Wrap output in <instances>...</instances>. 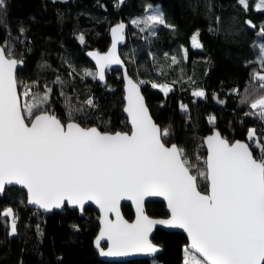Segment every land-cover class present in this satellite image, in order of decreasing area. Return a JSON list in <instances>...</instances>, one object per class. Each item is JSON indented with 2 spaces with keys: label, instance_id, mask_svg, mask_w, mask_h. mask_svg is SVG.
<instances>
[{
  "label": "trees",
  "instance_id": "16d2710c",
  "mask_svg": "<svg viewBox=\"0 0 264 264\" xmlns=\"http://www.w3.org/2000/svg\"><path fill=\"white\" fill-rule=\"evenodd\" d=\"M256 3L249 0L245 11L238 0H6V10L0 13V44L10 33L15 58L23 56V65L16 70L18 82L35 85L30 92L41 96L50 90L44 107L63 122L68 120L70 108L82 109L74 114L77 122L95 124L102 131H128L122 111L121 71L108 69L102 82L84 75L85 70L95 73L85 51L105 52L110 42L109 26L124 21L127 40L119 51L128 74L138 83L145 81L140 84L141 91L160 128L171 126L168 144L182 146L190 163L202 167L203 138L213 128L230 142L246 140L249 128L257 130V137L264 136V122L245 115L251 111L250 102L261 94L252 74L264 68L258 62L260 46L264 45V11H257ZM150 11L162 13L174 28L157 25L155 36L147 30L141 32L144 25L132 21L144 19ZM20 26L27 30L23 35L18 31ZM195 31L202 45L199 49L191 43ZM81 35L83 43L78 38ZM175 47L185 55L187 76L182 82L171 79ZM159 57L166 63V71ZM155 82L171 83L172 90L165 96L152 87ZM196 89L203 90L205 97L194 96ZM18 91L22 93L23 87ZM245 97L248 102L241 103ZM89 98L95 107L85 104ZM20 99L23 104L30 98L21 95ZM182 105L187 106L186 112ZM210 116L216 118L214 123H209ZM200 190L206 191V186L202 184ZM9 208L16 216L14 236L9 235L11 217L3 215ZM121 209L132 219L129 204H122ZM145 209L151 216L167 215L162 201H147ZM97 219L98 213L91 206L84 208L83 216L67 206L44 214L26 205L21 189L6 187L0 196V264H150L151 257L99 258L93 244ZM152 241L163 248L154 256L163 264L183 263L187 242L183 233L156 228Z\"/></svg>",
  "mask_w": 264,
  "mask_h": 264
},
{
  "label": "snow or ice",
  "instance_id": "6c2138e0",
  "mask_svg": "<svg viewBox=\"0 0 264 264\" xmlns=\"http://www.w3.org/2000/svg\"><path fill=\"white\" fill-rule=\"evenodd\" d=\"M238 3L248 10L249 0ZM5 10L6 0H0V13ZM256 10L264 11V0H258ZM132 23L143 24L140 31L147 30L151 36L156 35L157 25L174 28L160 12ZM124 28L120 23L111 29L113 43L106 54L89 53L97 70H85V76L104 81L105 69L121 64L116 46L124 38ZM18 31L23 35L27 30L20 26ZM198 36L197 32L191 38L194 48L202 47ZM78 38L84 42L82 35ZM12 43L9 33L0 45V193L7 185H20L27 190L28 204L45 211L65 204L83 211L86 202H93L101 212L96 245L100 248L105 239L109 245L107 250L100 248V256L155 253L157 246L148 234L153 225L162 224L187 233L190 243L184 249V264H264V136L257 137V130L249 128L246 141L229 142L213 131L203 140L207 146L203 166L192 164L182 146L168 144L171 126L161 129L149 115L139 88L145 81L138 84L127 74L124 112L130 132L101 131L77 122L74 114L82 109L70 108L65 123L44 107L50 90L41 96L30 92L35 85L18 82L16 70L23 64V56L14 58ZM172 62L177 63L175 57ZM258 62L264 66V45L260 46ZM262 72L264 68L252 74L261 94L250 102L251 111L245 115L264 122ZM18 87L24 91L18 93ZM152 87L165 96L172 90L166 83H152ZM21 95L30 99L22 104ZM193 95L205 97L202 90L193 91ZM247 102V97L241 100ZM85 104L95 107L91 98ZM181 110L186 112L187 106L182 105ZM208 119L214 123L216 118ZM202 184L206 192L200 190ZM145 196H162L170 218L153 220L145 215ZM125 199L136 205L134 223L120 214L119 203ZM109 213L115 215L114 220L109 219ZM3 215L11 217L9 235L14 236L15 214L9 208ZM73 228L79 230L75 225Z\"/></svg>",
  "mask_w": 264,
  "mask_h": 264
},
{
  "label": "water",
  "instance_id": "95a60500",
  "mask_svg": "<svg viewBox=\"0 0 264 264\" xmlns=\"http://www.w3.org/2000/svg\"><path fill=\"white\" fill-rule=\"evenodd\" d=\"M120 23H123L124 25H125V28H124V33H123V36H124V38H123V40L122 41H120V42H118L117 43V46H116V54H117V56L120 58V60H121V64H113V65H111L110 67H108V68H106L105 69V73H106V71L108 70V69H119L120 71H121V75H122V92H123V95H122V100H123V109H122V111H123V114L125 115V117H126V119H127V124H128V126H129V130L127 131H122V132H130L131 131V124L129 123V118H128V116H127V113L126 112H124V108L126 107V104H127V101L125 100V96H126V90H125V87H126V81H125V74H127V76L129 77V78H131L134 82H136V83H138L135 79H133L129 74H128V72H127V69H126V64L124 63V61H123V59H122V57H121V55H120V47L121 46H123L125 43H126V40H127V37H126V23L124 22V21H120V22H115V23H113V24H111L110 26H109V28H108V33H109V38H110V42H109V45H108V48H107V50L105 51V52H101V51H98V50H96V49H87L86 51H85V55H86V57L92 62V64H93V66H94V68H95V72H96V61L92 58V56H90L89 55V53L90 52H98V53H100V54H106L109 50H110V48H111V46H112V43H113V37H112V33H111V29L113 28V27H115L117 24H120ZM1 45V44H0ZM15 58V57H14ZM17 59V58H16ZM22 65L23 64H21V65H19L18 66V68H21L22 67ZM17 68V69H18ZM105 79V78H104ZM97 81H99V82H102V81H100L98 78L96 79ZM139 84V83H138ZM139 88H140V93H141V95L144 97V95H143V93H142V91H141V87H140V84H139ZM18 93H19V91H18ZM21 100V99H20ZM144 102H145V105L147 106V108H148V105H147V103H146V100H145V97H144ZM148 112H149V115L151 116V118H152V120L154 121V123H156L158 126H159V124L154 120V118L152 117V115H151V113H150V110H149V108H148ZM67 122V121H66ZM65 122V123H66ZM89 126H96L95 124H93V125H89ZM97 127V126H96ZM160 127V126H159ZM102 131V130H101ZM116 131H121V130H115V131H108V132H116ZM213 131H218L219 133H220V131L217 129V128H213L212 129V131L211 132H209L208 134H206L205 136H204V138H206L207 136H209V135H211L212 133H213ZM221 134V133H220ZM221 136L222 137H224V138H226L225 136H223L222 134H221ZM204 138H203V140H204ZM227 139V138H226ZM237 140H239V141H246V140H244V139H234V140H232L231 142H235V141H237ZM230 142V141H229ZM171 144H173V143H170L169 145H171ZM176 144V143H175ZM203 146H204V148H205V158H206V156H207V146L203 143ZM9 186H16V187H18L19 189H21L24 193H25V198H26V205L27 206H30V207H34V208H36V209H38L39 211H41L42 213H44V214H50L52 211H58V210H60V209H62V208H64L65 206H67L68 208H70V209H76L77 211H78V213H79V215H81V216H83L84 215V209H83V211H81V209L79 208V207H73V206H70V205H67V204H65L64 206H62L61 208H59V209H52V210H50V211H45L44 209H39V208H37V206H35V205H31V204H28V202H27V190L26 189H24L22 186H20V185H7L6 187H9ZM5 191V190H4ZM206 191H207V187H206ZM205 191V192H206ZM4 193V192H3ZM3 193H0V196L1 195H3ZM162 201L163 203H164V205H165V210H166V213H167V215H165V216H160V217H156V216H151V215H149L147 212H146V209H145V204H146V202L147 201ZM122 204H129L130 205V207H131V209H132V212H133V217H132V219H127L124 215H123V212H122V209H121V205ZM87 206H91V207H93L96 211H97V213H98V219H97V223H98V229H97V232H96V234H95V236H94V238H93V244H94V246L98 249V255H99V251H100V248H103L104 250H107V248H108V242H107V240L105 239V240H101V242H100V248H98L97 247V245H96V240H97V237L99 236V233H100V230H101V223H100V219H101V212H100V209H99V207L96 205V204H94L93 202H86L85 203V205H84V208L85 207H87ZM143 208H144V214L145 215H147L150 219H153V220H167V219H169L170 218V216H171V213H170V210H169V208H168V206H167V201L162 197V196H145L144 197V204H143ZM119 211H120V214H121V216L126 220V221H128L129 223H134L135 222V220H136V215H137V213H136V205L131 201V200H127V199H125V200H121L120 201V203H119ZM108 216H109V219H115V215L113 214V213H109L108 214ZM156 228H161V229H164V230H167V231H179V232H181V233H183L184 235H185V237H186V240H187V242H186V247L189 245V243H190V241H189V238H188V236H187V233L183 230V229H180V228H174V227H169V226H167V225H162V224H157V225H153V227H152V230L149 232V234H148V239L150 240V242L153 244V245H155V246H157V251L155 252V253H146V252H137V251H129L128 252V254H126V255H122V256H100L99 255V258H101V259H103V260H126V259H132V258H150V257H154V256H157L159 253H161L162 252V250H163V248L160 246V245H158V244H156V243H154L153 241H152V236H153V234H154V232H155V230H156ZM104 244V246H101V244Z\"/></svg>",
  "mask_w": 264,
  "mask_h": 264
},
{
  "label": "rangeland",
  "instance_id": "374dc122",
  "mask_svg": "<svg viewBox=\"0 0 264 264\" xmlns=\"http://www.w3.org/2000/svg\"><path fill=\"white\" fill-rule=\"evenodd\" d=\"M257 3H258V0H257ZM257 3H256V5H257ZM154 13H156V11H150V12H148V15H151ZM195 33H197V31H195L192 34V36ZM191 43H192V40H191ZM196 49H199V48H196ZM151 54H153V53L151 52ZM171 57H175L176 61H177V63H175L174 70L171 73V79H172V81L182 82L184 80V78L187 76V68H186V64H185L184 51L179 47H175V48H173V50L171 52ZM158 59H159L160 66L162 67V69H164L166 71V63L164 62L162 57H159ZM155 83H157V84H165L166 83V84L172 86L171 83H168V82H155ZM199 90H201V89H199ZM185 248H186V246L184 247V249ZM184 249H183V263L182 264H184V259H185V255H186ZM150 264H163V263L160 260H158L156 257H151L150 258Z\"/></svg>",
  "mask_w": 264,
  "mask_h": 264
}]
</instances>
